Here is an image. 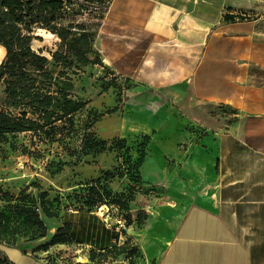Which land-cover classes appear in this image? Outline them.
<instances>
[{
    "label": "crops",
    "instance_id": "0c3cea01",
    "mask_svg": "<svg viewBox=\"0 0 264 264\" xmlns=\"http://www.w3.org/2000/svg\"><path fill=\"white\" fill-rule=\"evenodd\" d=\"M98 45L114 71L158 89L141 105V176L157 194L127 230L141 260L264 264V0H113ZM100 227L77 239L98 255L115 239ZM0 252L10 264H47Z\"/></svg>",
    "mask_w": 264,
    "mask_h": 264
},
{
    "label": "rangeland",
    "instance_id": "374dc122",
    "mask_svg": "<svg viewBox=\"0 0 264 264\" xmlns=\"http://www.w3.org/2000/svg\"><path fill=\"white\" fill-rule=\"evenodd\" d=\"M97 10L101 14L104 12L103 7ZM34 35L37 37L32 44L34 50L48 57L49 68L58 74L63 68L55 64L53 54L63 51L60 39L40 29ZM94 52L104 56L109 67L82 65L68 71L73 98L83 100L87 105L73 115L67 125L58 124L60 129L55 132L54 139H46L43 133L42 137L35 133L0 137V209L8 212L11 220L10 236L16 238L17 248L47 264H58L54 263L56 259H63L71 264H85L89 261L145 264L137 246L127 238L130 227L127 224V230H122L119 239L115 241L120 244V248L110 249L100 255L94 253L90 247L79 246L75 241L51 246L55 234L64 227L68 235L73 232L74 239L85 237L92 230L97 232V219L100 221V228L109 230L116 237L117 228L120 227L118 222L122 216L133 223V214H137V218L143 221L140 208L157 194V189L153 186L144 185L141 169L135 167V170L131 162L121 164L119 155L123 152L122 140H126L125 148H128L130 155L136 156L139 153L138 145L145 138L143 128L147 125L141 115L142 94L145 91L157 93L158 89L143 87L144 84L138 83L125 73L124 66L120 67L122 72L114 71L109 63V46L103 50L96 45ZM3 58L4 51L0 47V62ZM185 89L170 88L164 92ZM4 98L6 100L5 86L1 84L0 103ZM0 107L7 109L5 103ZM12 112L17 113L15 109ZM87 124H91L90 133L95 140L107 143V151L84 157L78 162L70 154L80 146ZM154 166L149 161L144 166L142 175L146 178ZM108 171L112 173L110 177L105 175ZM136 172L140 175L139 182L136 180ZM98 178H102V186L108 192L110 201L120 199L128 204L129 210L122 211L115 205L105 204L108 210L104 208L89 211L84 206L80 199V196H84L83 186L97 181ZM24 207L38 210L47 227L46 237L42 238L43 233L38 227L30 228V221L25 222L26 225L22 224L24 215H21V210ZM43 208H48L57 217H48ZM89 212L92 213L88 214ZM107 225L111 226L110 229ZM122 246H126L125 254L116 256ZM0 257L7 258L3 252H0Z\"/></svg>",
    "mask_w": 264,
    "mask_h": 264
},
{
    "label": "trees",
    "instance_id": "16d2710c",
    "mask_svg": "<svg viewBox=\"0 0 264 264\" xmlns=\"http://www.w3.org/2000/svg\"><path fill=\"white\" fill-rule=\"evenodd\" d=\"M112 1L0 0V46L6 51L5 60L0 65V85L5 86L7 107L0 112V137L9 134L43 133L46 139H54L55 132L60 129L58 124L67 125L73 115L86 107L85 101L73 98L68 71L82 65L108 67L94 50ZM102 7L104 12L101 14L97 9ZM39 29L50 32L61 41L63 51L53 54L55 64L63 68L58 74L49 68V58L36 52L32 46L37 39L34 34ZM12 109L17 113L14 114ZM90 129L91 124H87L80 146L70 154L78 162L84 157L107 151V143L95 140ZM148 142L150 137L145 136L138 145L139 153L132 156L133 154L128 153V148H125L126 140H122L123 152L119 155L121 164L131 162L134 168L141 169ZM111 174L108 171L105 175L110 177ZM136 177L139 182L138 173ZM101 180L102 178H98L97 181L83 186L84 196H80V199L84 206L89 211H97L99 206L105 204L115 205L122 211L129 210L128 204L120 199L110 201ZM43 212L50 218L57 217L48 208H43ZM21 215H24L22 224L26 225L25 222L30 221L31 224L27 223L30 228L38 227L43 233L42 238L47 236V227L37 209L29 210L24 207ZM10 221L8 212L0 209L1 249H18L16 238L10 236ZM131 224L127 219V225ZM73 235L72 231L68 235L65 227L61 228L53 237L51 246L77 242ZM118 239L119 233L107 251L120 248V244L115 242ZM125 251L126 246H122L116 256L124 255ZM0 264H10V260L0 257Z\"/></svg>",
    "mask_w": 264,
    "mask_h": 264
},
{
    "label": "built area",
    "instance_id": "2783aa9c",
    "mask_svg": "<svg viewBox=\"0 0 264 264\" xmlns=\"http://www.w3.org/2000/svg\"><path fill=\"white\" fill-rule=\"evenodd\" d=\"M104 208H106V210H108L107 208H108V206L107 205H104V207L103 206H101V207H99L98 209L99 210H103ZM97 209V210H98ZM119 209V208H118ZM119 223V225H120V227L119 228H117V233H121L122 232V230H127V227H126V224H127V218L125 217V216H122V218L120 219V221L118 222ZM107 227L110 229V225L108 226L107 225ZM121 237V239H122V236H120ZM79 246H82V245H79ZM54 263H58L57 262V259H56V261H54ZM52 264V263H51Z\"/></svg>",
    "mask_w": 264,
    "mask_h": 264
},
{
    "label": "water",
    "instance_id": "95a60500",
    "mask_svg": "<svg viewBox=\"0 0 264 264\" xmlns=\"http://www.w3.org/2000/svg\"><path fill=\"white\" fill-rule=\"evenodd\" d=\"M0 251H3V249L0 248Z\"/></svg>",
    "mask_w": 264,
    "mask_h": 264
}]
</instances>
